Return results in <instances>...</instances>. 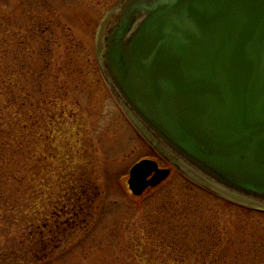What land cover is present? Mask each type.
Listing matches in <instances>:
<instances>
[{"label": "rangeland", "instance_id": "obj_1", "mask_svg": "<svg viewBox=\"0 0 264 264\" xmlns=\"http://www.w3.org/2000/svg\"><path fill=\"white\" fill-rule=\"evenodd\" d=\"M116 1L0 0V264H264V207L154 147L101 73ZM143 159L170 174L134 196L128 171ZM81 185L95 194L69 217ZM60 220L47 256L18 250Z\"/></svg>", "mask_w": 264, "mask_h": 264}, {"label": "water", "instance_id": "obj_2", "mask_svg": "<svg viewBox=\"0 0 264 264\" xmlns=\"http://www.w3.org/2000/svg\"><path fill=\"white\" fill-rule=\"evenodd\" d=\"M99 67L142 130L215 191L264 207V0H120ZM170 171L142 160L141 196Z\"/></svg>", "mask_w": 264, "mask_h": 264}, {"label": "trees", "instance_id": "obj_3", "mask_svg": "<svg viewBox=\"0 0 264 264\" xmlns=\"http://www.w3.org/2000/svg\"><path fill=\"white\" fill-rule=\"evenodd\" d=\"M9 128H10V125H9ZM9 128H6L5 130L3 128H0V131L1 132H4V131L8 132ZM92 187L93 186H89V187L82 186V185L79 186L78 190H75L73 192L76 195V199H74V198L73 199H71V198L66 199L67 205L65 204V207H64V208H66V210H63V212L64 213L68 212L67 214L70 217L72 215V213H74L78 207L82 208L80 202L83 201V200H88L89 197L91 199L92 198L91 195L94 196V194H95L94 193V188H92ZM0 204L3 205V206H7L9 204L8 198L0 196ZM16 205H17V207H19L18 204H16ZM13 206L15 207V205H13ZM68 207H69V210L67 211ZM20 219H23V218H20ZM70 220H71V218H70ZM18 221H20V220L19 219L16 220L15 223H17ZM69 221H67V222L69 223ZM67 222H63L62 220H60L59 222L55 221L54 223L47 222L45 224V226H42V228L45 227L44 229H46V231H44V229H41L40 231H42V233L38 232V237H36L34 240H32L33 237H32V234H30V232L28 234L22 233L21 234L22 240H26L28 245H27L26 249L22 247V248H19L18 250L22 251V252L24 251L23 255L28 257L30 255H28L27 253L28 252H32L34 250V247H35V249L39 250L42 253V255H44V257L47 256L48 252H50L51 249L56 247L55 246V242H56V239L58 238V236L60 234V231H61L60 227L63 226V224L65 225ZM27 224H28V227H34L35 226L34 225V221H29ZM25 226H27V225H25ZM11 252L12 251L10 249L8 251V254L11 253ZM33 258L35 260L39 259L38 257H33Z\"/></svg>", "mask_w": 264, "mask_h": 264}]
</instances>
